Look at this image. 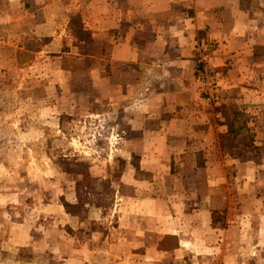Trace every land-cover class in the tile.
Returning a JSON list of instances; mask_svg holds the SVG:
<instances>
[{"label": "crops", "instance_id": "crops-1", "mask_svg": "<svg viewBox=\"0 0 264 264\" xmlns=\"http://www.w3.org/2000/svg\"><path fill=\"white\" fill-rule=\"evenodd\" d=\"M207 44L213 98L199 79ZM83 99L101 106L89 116L116 120L134 158L123 239L158 233L160 209L179 199L208 222L233 198L249 220L264 217V0H0V159L25 163L40 123ZM146 165L165 168L164 199L152 192L164 176L138 173Z\"/></svg>", "mask_w": 264, "mask_h": 264}, {"label": "rangeland", "instance_id": "rangeland-1", "mask_svg": "<svg viewBox=\"0 0 264 264\" xmlns=\"http://www.w3.org/2000/svg\"><path fill=\"white\" fill-rule=\"evenodd\" d=\"M71 89L68 95L79 99L83 88ZM100 108L84 99L73 104L58 124L52 118L40 123L45 131L24 148L25 163L0 159L6 167H0V264H264V217L249 220L235 198L215 223L179 199L174 211L160 209L158 233L137 242L131 235L123 239V218L133 222L128 197L137 190V172L134 158L121 148L116 120L89 116ZM16 157L17 151L11 159ZM28 161L30 172L20 177ZM138 173L164 176L153 184L156 196L164 199L174 189L165 168L146 165ZM13 222L18 229L8 242Z\"/></svg>", "mask_w": 264, "mask_h": 264}, {"label": "built area", "instance_id": "built-area-1", "mask_svg": "<svg viewBox=\"0 0 264 264\" xmlns=\"http://www.w3.org/2000/svg\"><path fill=\"white\" fill-rule=\"evenodd\" d=\"M215 50V46L210 44L203 47L201 50L200 63H199V79L201 87L204 93L209 97L213 98L214 93L217 89V76L215 71L209 66L207 60L210 52Z\"/></svg>", "mask_w": 264, "mask_h": 264}]
</instances>
